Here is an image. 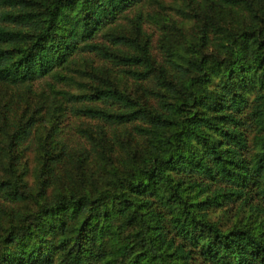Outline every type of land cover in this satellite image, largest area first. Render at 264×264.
<instances>
[{
  "label": "trees",
  "instance_id": "16d2710c",
  "mask_svg": "<svg viewBox=\"0 0 264 264\" xmlns=\"http://www.w3.org/2000/svg\"><path fill=\"white\" fill-rule=\"evenodd\" d=\"M142 1L0 0V85L18 97L104 57L82 92L55 89L76 140L62 100L40 135L30 103L0 102V264H264V0H181L190 29L150 14L160 53Z\"/></svg>",
  "mask_w": 264,
  "mask_h": 264
},
{
  "label": "rangeland",
  "instance_id": "374dc122",
  "mask_svg": "<svg viewBox=\"0 0 264 264\" xmlns=\"http://www.w3.org/2000/svg\"><path fill=\"white\" fill-rule=\"evenodd\" d=\"M182 3L181 0H143L140 3V7L144 11L145 22L144 26L148 32L152 34L153 42L155 45V52L160 53V34H161V26L162 23L157 21L156 18L151 16L150 14H156V12H161L163 14L172 15L174 18L180 20V23L184 24L186 29L191 28V21L185 20L183 17V13L178 9V4ZM137 9H132L130 11H126L128 13L127 16L120 17L121 22L129 23V16H133L136 13ZM186 21V22H185ZM179 23V22H178ZM97 40H103L104 37L100 34L96 36ZM77 62L73 63L71 67L65 70L66 74L63 79H56L52 75L41 76L38 79L34 80L33 88L35 93L27 97V95L21 94L18 97L20 91L16 90L17 88L5 89L0 85V94L3 96L0 97V102H6L8 100L14 101L13 108L19 109L21 106H28L30 103V108L38 113V129L39 135L42 132V126L44 123L48 122L47 109H54L56 101H63V104L67 102L64 100L61 94H56L55 89H65L69 90V92H82L85 87L80 83L81 80H87L88 77H85V73L81 72L87 67L88 70H91L93 66H100L104 62V57L92 52V51H84L83 53L76 54ZM75 79H79L76 81ZM55 94L57 96H55ZM45 104L41 108H39L40 104ZM68 107L62 116L61 125L63 130V135L66 138H70L73 140L77 139V125L79 124L80 118L76 116L71 111L72 102L68 100ZM46 119V120H45ZM46 126V125H45ZM50 126L47 123V127L45 130H48ZM37 129V131H38ZM5 136L0 134V142L4 143ZM36 141V139H35ZM35 143L33 145L29 144L28 148L24 151L21 161L22 164L20 166V170L23 172V176L29 180L30 183L34 181V172L38 165V154L35 148ZM15 206L20 207V204L14 203ZM217 218V217H216ZM232 221V219H231ZM225 222V221H224Z\"/></svg>",
  "mask_w": 264,
  "mask_h": 264
}]
</instances>
